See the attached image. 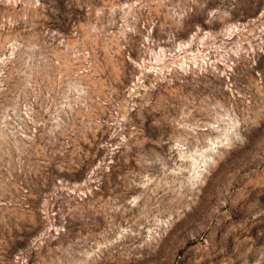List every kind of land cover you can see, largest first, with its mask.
I'll return each instance as SVG.
<instances>
[{
	"label": "rangeland",
	"instance_id": "374dc122",
	"mask_svg": "<svg viewBox=\"0 0 264 264\" xmlns=\"http://www.w3.org/2000/svg\"><path fill=\"white\" fill-rule=\"evenodd\" d=\"M0 264H264V0H0Z\"/></svg>",
	"mask_w": 264,
	"mask_h": 264
}]
</instances>
